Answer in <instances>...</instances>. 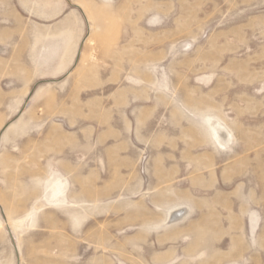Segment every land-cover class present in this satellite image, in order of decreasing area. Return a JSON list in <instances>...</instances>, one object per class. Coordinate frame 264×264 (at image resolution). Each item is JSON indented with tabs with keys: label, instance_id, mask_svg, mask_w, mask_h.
Listing matches in <instances>:
<instances>
[{
	"label": "rangeland",
	"instance_id": "rangeland-1",
	"mask_svg": "<svg viewBox=\"0 0 264 264\" xmlns=\"http://www.w3.org/2000/svg\"><path fill=\"white\" fill-rule=\"evenodd\" d=\"M0 264H264V0H0Z\"/></svg>",
	"mask_w": 264,
	"mask_h": 264
},
{
	"label": "bare ground",
	"instance_id": "bare-ground-1",
	"mask_svg": "<svg viewBox=\"0 0 264 264\" xmlns=\"http://www.w3.org/2000/svg\"><path fill=\"white\" fill-rule=\"evenodd\" d=\"M223 141V140H222Z\"/></svg>",
	"mask_w": 264,
	"mask_h": 264
}]
</instances>
